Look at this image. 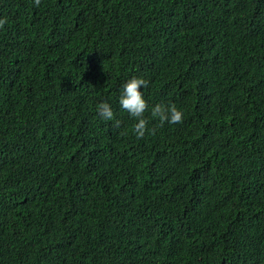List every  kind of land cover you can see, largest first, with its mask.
I'll list each match as a JSON object with an SVG mask.
<instances>
[{"label": "trees", "instance_id": "1", "mask_svg": "<svg viewBox=\"0 0 264 264\" xmlns=\"http://www.w3.org/2000/svg\"><path fill=\"white\" fill-rule=\"evenodd\" d=\"M0 18V264H264V0H0ZM132 76L182 122L146 112L137 138Z\"/></svg>", "mask_w": 264, "mask_h": 264}, {"label": "clouds", "instance_id": "2", "mask_svg": "<svg viewBox=\"0 0 264 264\" xmlns=\"http://www.w3.org/2000/svg\"><path fill=\"white\" fill-rule=\"evenodd\" d=\"M35 5L40 4V0H34ZM4 18H0V26L5 23ZM148 81L140 76H132L124 80L118 95L119 108L125 111L134 123L132 132L137 138L143 137L146 131H149V120L145 113L150 112L152 117L158 118L161 124L169 125L181 123L184 118L183 109L175 103H154L149 106L144 95L143 89ZM98 116L106 121L114 118V109L110 101L103 100L96 105ZM114 123L119 124V120Z\"/></svg>", "mask_w": 264, "mask_h": 264}]
</instances>
